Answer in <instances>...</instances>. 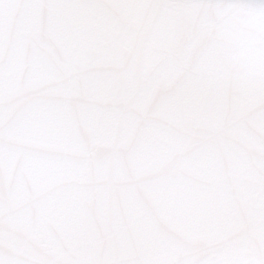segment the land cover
<instances>
[{"label":"water","instance_id":"water-1","mask_svg":"<svg viewBox=\"0 0 264 264\" xmlns=\"http://www.w3.org/2000/svg\"><path fill=\"white\" fill-rule=\"evenodd\" d=\"M0 264H264V0H0Z\"/></svg>","mask_w":264,"mask_h":264}]
</instances>
